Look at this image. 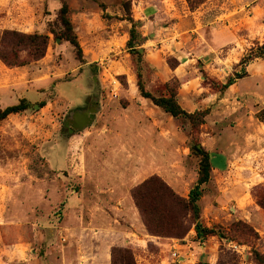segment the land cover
<instances>
[{
    "label": "rangeland",
    "instance_id": "1",
    "mask_svg": "<svg viewBox=\"0 0 264 264\" xmlns=\"http://www.w3.org/2000/svg\"><path fill=\"white\" fill-rule=\"evenodd\" d=\"M63 4L81 52L62 40ZM134 25V42L145 38L141 56L127 47ZM6 30L49 40L39 61L22 46L26 65L18 70L0 60V112L22 100L27 106L0 120V264H87L96 242L83 228L96 222L112 230V248L131 250L137 264H218L222 248L240 264H255L253 249L264 253L257 198L264 192V58L251 61L230 88L223 85L264 47V0H0V32ZM83 75L84 82L60 85ZM87 84L96 85L94 100L82 104ZM138 85L156 98L174 97L192 116L175 118L143 101ZM85 115L90 131L82 134ZM128 142L134 153L125 152ZM194 144L211 156L201 221L225 233L246 223L259 237H248L252 244L217 235L200 241L191 215L182 238L151 235L140 215L147 237L139 238L134 215L121 211L150 178L188 199L201 161ZM73 196L81 203L70 212ZM108 203L114 213L93 216ZM76 231L84 234L80 248ZM151 237L176 241L167 249Z\"/></svg>",
    "mask_w": 264,
    "mask_h": 264
},
{
    "label": "trees",
    "instance_id": "2",
    "mask_svg": "<svg viewBox=\"0 0 264 264\" xmlns=\"http://www.w3.org/2000/svg\"><path fill=\"white\" fill-rule=\"evenodd\" d=\"M103 7V5H102ZM104 8V7H103ZM69 8L63 4L60 10V16L67 32L62 36V40L69 42L78 52H81L80 44L74 33L72 23L67 19ZM136 26L134 25L130 31V39L127 47L131 52L141 56L139 48L143 45L145 38L141 44L134 42ZM47 35H26L17 31L0 32V60L8 68H19L26 64L20 59L22 46L29 48V54L34 61H39L45 57L48 45ZM256 58H264V47L258 51L252 50L250 54L244 57L240 65L244 66V73L237 74L236 77L230 78L223 89L230 88L235 82L246 75L245 67ZM139 92L143 98L149 99L155 106L162 108L166 113L175 118L192 116L181 108L174 97L156 98L151 93L146 92L142 85H138ZM27 110L25 100L19 105L11 106L0 112V120L7 118L12 114H18ZM192 150L201 157L199 165V178L195 186L190 190L188 199L177 195L171 188L163 182H158L157 178H150L143 184L135 188L132 192L135 205L142 217V220L151 235L162 237L182 238L187 234L185 226L186 218L191 215L195 224L194 230L197 239L206 240L210 236L217 235L222 241L233 242L239 237L245 243L252 244L248 237L257 238L258 234L251 229L246 223H234L229 232H222L215 227L209 228L201 221L199 200L202 196L203 185L210 181L211 177V156L208 152L198 147V144L192 146ZM259 205L264 209V192L257 196ZM218 230V231H217ZM218 232V233H217ZM241 245V243H239ZM252 261L255 264H264V253H260L253 249ZM111 264H137L134 255L129 249H111ZM199 264H210L206 261H200ZM218 264H240L236 254L231 253L222 248V257Z\"/></svg>",
    "mask_w": 264,
    "mask_h": 264
},
{
    "label": "crops",
    "instance_id": "3",
    "mask_svg": "<svg viewBox=\"0 0 264 264\" xmlns=\"http://www.w3.org/2000/svg\"><path fill=\"white\" fill-rule=\"evenodd\" d=\"M79 42V40H78ZM142 50V49H141ZM83 70H84V74L87 75V72L85 71H89L90 70V65L89 64H84L83 65ZM82 67H80L79 69H81ZM19 68H15V69H10V70H18ZM81 80L84 82V80H87V76L85 78V75L81 76L80 78H78V80L76 81H72V82H66V83H61L60 85H76L77 82ZM64 86V87H65ZM81 87V85H80ZM86 88L84 89L85 90V96L83 97L84 99L82 100V104L83 103H86L88 101V98L89 99H92V97H89L90 94H91V90H94V87H96V85H86L85 86ZM63 88V87H62ZM58 89H59V86H58ZM64 100H67V96H64L62 93L60 95ZM24 98H28V97H24ZM30 99V98H29ZM31 100V99H30ZM94 100V99H92ZM142 100L143 101H148L149 99H146V98H143L142 97ZM93 107H96L99 105V102L98 101H95V102H90ZM87 114V113H86ZM96 121H98V114L96 115H93V118L91 120V124L93 125V123H95ZM112 122H120V119H112L111 120ZM87 116L85 115L84 117V120L82 122V124L80 125V129L83 130L82 134H86L89 130V127H90V123H87ZM130 131H132V126H130ZM69 143V141H68ZM132 144L133 142H128L126 144V147L127 148H131L130 151H125L126 153H134L135 151H133V147H132ZM110 145V142L108 141L106 143V146H109ZM131 145V146H130ZM68 152L69 150L67 151V154L65 155L66 156V159L64 160V164L62 166V168H66V166H68L67 164V157H68ZM126 156L125 157V162L126 164L128 165V167L130 168L129 170H131V167H132V158H128ZM55 167L56 168H61V166L59 165V163L55 162ZM130 179H132L133 177L132 176H136L135 173H133V171L131 172H128L127 174ZM146 179V178H145ZM144 179H142L140 182H142ZM139 182V183H140ZM137 183V184H139ZM185 197V196H184ZM187 197V196H186ZM83 202V201H82ZM80 200L78 199V197L76 196H73V197H70L69 201H68V209H70V212H73L75 209H78L79 207V204H80ZM105 203V202H103ZM84 204V203H83ZM125 206H122V212L126 215L127 213L131 212V214L134 215V218L136 219V229H135V234L140 238L141 236H146L147 235L145 234V229H144V226L142 224V221H141V218H140V214H139V211L132 199V197H128V201L124 204ZM87 206V204L85 203L83 205V208H85ZM113 208H115L114 206L111 207V204H99L95 209L94 211L92 210L91 212L93 213V216L96 217V218H103L105 216V214L109 215L111 212L114 213L113 211ZM83 210H80L79 212H82ZM73 214V213H72ZM101 223H95L91 229V227H87V228H83L84 229V234L85 232H89L88 235H91L92 238L95 240L96 243H94V252L92 253L91 256L88 257V263L87 264H111V249L113 247V243H111L110 241V236H111V229H105L103 228L102 226H100ZM92 231V232H91ZM78 231H76V237H77V240L74 239V242L77 243V245H79V248H80V244H81V241L83 240L82 238H84V234L82 235H79L78 236ZM108 236V237H107ZM150 237V236H149ZM107 238H109V240H107ZM151 238H155V237H151ZM156 240L158 239L159 240V245L161 247H164V248H171V244H173L172 242H175L176 240L174 239H167V238H155ZM72 244V243H71ZM82 248L84 247V243H82ZM81 248V249H82ZM166 250V249H165ZM163 252V248L161 250ZM82 264V263H80Z\"/></svg>",
    "mask_w": 264,
    "mask_h": 264
}]
</instances>
